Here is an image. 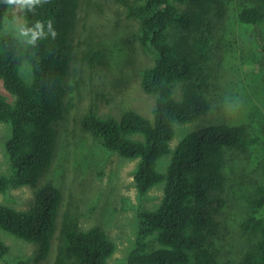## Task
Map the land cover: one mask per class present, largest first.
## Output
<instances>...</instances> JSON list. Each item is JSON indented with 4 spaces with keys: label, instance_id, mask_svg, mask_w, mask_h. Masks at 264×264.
<instances>
[{
    "label": "trees",
    "instance_id": "trees-1",
    "mask_svg": "<svg viewBox=\"0 0 264 264\" xmlns=\"http://www.w3.org/2000/svg\"><path fill=\"white\" fill-rule=\"evenodd\" d=\"M115 1L125 6L130 20L138 21L134 38L155 55V63L141 72L142 89L155 97L152 119L133 109L120 118L102 117L92 105L80 127L106 150L138 161L134 184L141 200L152 188L161 186L164 192L156 207L139 206L134 245L121 264H220L228 246L242 247L240 264H264V184L255 182L249 189L248 215L231 231L239 230L237 236L227 239L217 220L230 205L225 196L229 159L257 149L260 139L236 122L193 129L171 147L177 124L193 123L211 110L217 80L214 36L233 0ZM240 1L238 22L264 31V0ZM80 5L81 0H39L25 16L28 28L36 20L43 23V34L34 43L29 42L31 34L24 41L4 33L6 6H0V81L13 98L0 92V122L10 128L5 151L11 171L0 172V195L26 186L36 189L27 210L0 203V230L35 246L32 260L18 258L17 264H41L50 258L52 264H109L117 250L102 226L81 229L72 205L59 221L62 191L40 181L53 167L57 126L74 105V98L66 99L67 90L74 88L68 84L75 77L74 65L93 71L102 56L91 43L77 52ZM48 20L58 33L55 39ZM261 50L264 54V45ZM178 86L180 99L175 97ZM167 155L171 158L161 171ZM10 254L11 247L0 236V259Z\"/></svg>",
    "mask_w": 264,
    "mask_h": 264
},
{
    "label": "rangeland",
    "instance_id": "rangeland-1",
    "mask_svg": "<svg viewBox=\"0 0 264 264\" xmlns=\"http://www.w3.org/2000/svg\"><path fill=\"white\" fill-rule=\"evenodd\" d=\"M242 5L240 0L232 1V11L219 24L214 36L217 80L211 110L193 123L177 124L176 137L171 142L175 149L184 135L193 129L236 122L246 124L248 131L260 139L257 149L229 159L227 164L225 196L230 205L225 213L217 216L222 224L220 233L228 234L227 239L240 233L239 230L236 233L231 231L248 215L245 200L249 189L255 182L264 184V54L261 50L264 31L263 27L243 26L238 22L236 14ZM138 27V21L130 20L125 6L115 0H81L74 36L77 52L81 53L91 43L102 56L93 71L86 65H74L75 77L68 80L74 88L67 90L66 98L67 101L74 98V105L69 106L65 119L57 126L58 147L53 167L40 180L42 184L50 181L62 191L59 221L65 209L72 205L79 213L81 229L100 225L106 230L117 245L109 264H121L127 260L136 237L139 206L156 207L164 192L161 186L152 188L141 200L134 184L138 161L106 150L94 136L81 130L80 119L92 105L102 117L120 118L125 110L133 109L152 119L155 97L142 89L141 72L155 63V55L134 38ZM4 29V33L16 34L22 40L27 37L6 24ZM0 92L13 100L1 81ZM175 97H182L180 86L176 88ZM9 135V126L0 122L1 173H11L5 151ZM170 158L171 155H167L162 159L161 171L165 170ZM35 190L30 186L12 189L6 195H0V203L27 210L34 203ZM0 231L2 239L11 247V254L0 259V264H17L16 259L22 257L32 260L33 244ZM56 245L54 240L52 252ZM241 251L242 247L233 250L228 246L220 264H240ZM51 261L50 258L41 264H52Z\"/></svg>",
    "mask_w": 264,
    "mask_h": 264
},
{
    "label": "clouds",
    "instance_id": "clouds-1",
    "mask_svg": "<svg viewBox=\"0 0 264 264\" xmlns=\"http://www.w3.org/2000/svg\"><path fill=\"white\" fill-rule=\"evenodd\" d=\"M37 3H39V0H0V6H6L4 11L6 26L18 31L22 36L31 34L30 43H34L37 37L43 34V23L41 20H36L34 28H28V21L25 18L27 12L32 10ZM46 23L48 24L53 39H55L58 33L53 27V22L48 20Z\"/></svg>",
    "mask_w": 264,
    "mask_h": 264
}]
</instances>
